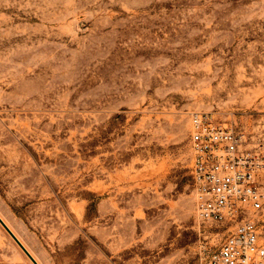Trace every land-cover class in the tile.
Masks as SVG:
<instances>
[{"label":"rangeland","instance_id":"obj_1","mask_svg":"<svg viewBox=\"0 0 264 264\" xmlns=\"http://www.w3.org/2000/svg\"><path fill=\"white\" fill-rule=\"evenodd\" d=\"M197 111L264 144V0H0V216L38 264H203ZM0 264H31L1 224Z\"/></svg>","mask_w":264,"mask_h":264},{"label":"built area","instance_id":"obj_2","mask_svg":"<svg viewBox=\"0 0 264 264\" xmlns=\"http://www.w3.org/2000/svg\"><path fill=\"white\" fill-rule=\"evenodd\" d=\"M252 127L191 114V176L198 219L232 230L203 264H264V144Z\"/></svg>","mask_w":264,"mask_h":264},{"label":"water","instance_id":"obj_3","mask_svg":"<svg viewBox=\"0 0 264 264\" xmlns=\"http://www.w3.org/2000/svg\"><path fill=\"white\" fill-rule=\"evenodd\" d=\"M0 224L4 227V229L10 234V236L15 240V242L30 256V258L36 263L37 261L33 258V256L29 253V251L26 249V247L23 245V243L18 239V237L14 234V232L9 228V226L6 224V222L2 219L0 216Z\"/></svg>","mask_w":264,"mask_h":264},{"label":"bare ground","instance_id":"obj_4","mask_svg":"<svg viewBox=\"0 0 264 264\" xmlns=\"http://www.w3.org/2000/svg\"><path fill=\"white\" fill-rule=\"evenodd\" d=\"M7 223V222H6ZM30 253V252H29ZM27 254V253H26ZM28 255V254H27ZM30 258V256H29ZM31 259V258H30ZM31 264H36L32 259H31Z\"/></svg>","mask_w":264,"mask_h":264}]
</instances>
